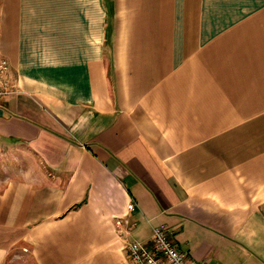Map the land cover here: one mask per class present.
<instances>
[{
  "label": "crops",
  "instance_id": "crops-1",
  "mask_svg": "<svg viewBox=\"0 0 264 264\" xmlns=\"http://www.w3.org/2000/svg\"><path fill=\"white\" fill-rule=\"evenodd\" d=\"M0 51V264H132L157 225L264 264V0H0Z\"/></svg>",
  "mask_w": 264,
  "mask_h": 264
},
{
  "label": "built area",
  "instance_id": "built-area-1",
  "mask_svg": "<svg viewBox=\"0 0 264 264\" xmlns=\"http://www.w3.org/2000/svg\"><path fill=\"white\" fill-rule=\"evenodd\" d=\"M10 63L0 51V105L3 99L19 92L8 79ZM136 207L134 202L128 204V210ZM126 251L132 264H195L173 238L172 232L164 225L153 227L148 242L131 240L126 244Z\"/></svg>",
  "mask_w": 264,
  "mask_h": 264
},
{
  "label": "rangeland",
  "instance_id": "rangeland-1",
  "mask_svg": "<svg viewBox=\"0 0 264 264\" xmlns=\"http://www.w3.org/2000/svg\"><path fill=\"white\" fill-rule=\"evenodd\" d=\"M17 153H19V151L0 149V176L5 172H13L11 165L16 161V158L18 156Z\"/></svg>",
  "mask_w": 264,
  "mask_h": 264
}]
</instances>
